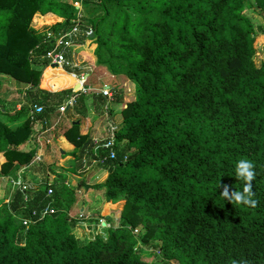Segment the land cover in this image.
I'll use <instances>...</instances> for the list:
<instances>
[{
  "label": "trees",
  "instance_id": "16d2710c",
  "mask_svg": "<svg viewBox=\"0 0 264 264\" xmlns=\"http://www.w3.org/2000/svg\"><path fill=\"white\" fill-rule=\"evenodd\" d=\"M74 2L87 16L78 42L90 37L97 64L135 85L115 157L99 150L107 178L94 186L106 202H123L119 223L78 241L69 212L80 184L48 196L46 176L27 199L16 190L0 204V264H264V63H254L245 14L254 6L264 14V0H0V75L39 90L34 59L53 44L32 19L52 13L70 29ZM30 134L0 122L2 176L30 163L32 152L16 151ZM241 158L255 165L254 208L220 196L223 186L242 189ZM46 207L54 212L41 218Z\"/></svg>",
  "mask_w": 264,
  "mask_h": 264
},
{
  "label": "crops",
  "instance_id": "0c3cea01",
  "mask_svg": "<svg viewBox=\"0 0 264 264\" xmlns=\"http://www.w3.org/2000/svg\"><path fill=\"white\" fill-rule=\"evenodd\" d=\"M75 3L79 4V7H75L81 14L80 3L74 2V5ZM63 22L64 19L52 13L35 14L31 27L38 35L46 37L48 33L56 34L60 30L70 31L73 28L65 30L62 28ZM79 34L82 35L80 28L73 36L76 39L74 42L78 45L76 49H72L70 55L66 54L72 42L64 49L66 64L55 65L44 56L35 57L41 73L39 90L18 83L11 77L0 75V122L11 130L30 128V136L19 144L16 151L33 153L29 164L19 165L9 176L4 177L0 174V196L5 198L4 202H8L15 191L20 190L25 193L27 199V194L31 195L45 186L46 176L49 177L46 187L51 190L64 186L76 190L80 184L75 191V203L69 212L71 218H73L71 213L76 207L80 212L81 221L76 222L74 228L80 227L84 222L98 224L99 215L94 214L98 202H95L93 197L103 189L94 186L100 184L105 172L99 164V150L104 149V145L111 139L109 122L118 126L121 122L120 110L135 97V85L132 81L124 76L112 75L106 67L97 64L94 55L95 45L90 54H85L87 48L83 44V38L78 42ZM73 57H76V61L72 60ZM81 77L84 79L82 82ZM130 86L132 95L127 92L130 91L128 89ZM106 89L110 90L112 99L102 96V90ZM121 89H125L123 96L120 92L116 93ZM79 94L83 95L81 96L83 101L77 104L76 98ZM71 99L74 103L68 105L66 111H58L59 106ZM109 100L110 104L120 106L117 122L112 115L113 112L106 111V116H102V112L104 114L105 112L101 111L100 106H104ZM34 105L42 106L44 111L34 113ZM124 142H121V147ZM69 159H76L75 164L63 165ZM5 162L6 157L0 153V171ZM53 181H57L54 187ZM95 191L97 195L94 196ZM78 195L80 198H77ZM43 210L44 208L41 211ZM85 212L88 214L85 215Z\"/></svg>",
  "mask_w": 264,
  "mask_h": 264
},
{
  "label": "rangeland",
  "instance_id": "374dc122",
  "mask_svg": "<svg viewBox=\"0 0 264 264\" xmlns=\"http://www.w3.org/2000/svg\"><path fill=\"white\" fill-rule=\"evenodd\" d=\"M75 6L79 7V4H76ZM81 9H82V7H81ZM245 14H246L247 17H249V19L251 20V22H252V24L254 26V29H255V35H256L255 36V41H254L255 55L253 57V60H254V63H255L256 66H260L261 63H264V54L262 53V46L264 44V35L260 33V27H264V14L256 6H254V8H252V9L246 10ZM86 17H87L86 14L81 12L80 20L83 19L85 21ZM89 30L90 29H88L86 31H89ZM90 35L91 34H89L88 36H90ZM89 38L83 36V39L85 40V41L83 40V44L87 48V51H86L85 54H87V55L90 54L92 48L95 45L94 42L91 39H89ZM77 46L78 45L75 42H72V45L66 50V54L70 55L71 54L70 52L72 51V49H76L75 47H77ZM95 47H96V45H95ZM88 57H86V59L89 60ZM72 60L76 61V57H73ZM99 85H101V83H99ZM112 86H114V85H112ZM111 89H113V87H111ZM128 89H130V91H128L127 88H126L127 92L131 94L132 86H130ZM124 91H125V89H121V90H117L116 93L119 94V92H120L121 96H123V94H125ZM79 96H83V95L79 94V95H77V98ZM100 107H101V111L105 112V114L102 112V114H103L102 116L105 117L106 114H107L106 111H110V113L113 112L112 115L116 118L115 119L116 122L118 121V115H119L120 106H118L115 103H111L110 104V100H109V101L104 103V106H100ZM75 162H76V159L75 160L69 159V160L65 161V163H63V165L75 164ZM54 167L57 168V169H60V168L56 167L55 165H54ZM61 170H63V169L61 168ZM70 173H72V172H70ZM101 175H102V173H101ZM103 175H104V177L101 178L100 183L107 178L108 171L105 170ZM70 178H72L71 175H70ZM95 195H97V191L94 192V196ZM75 198H76V195H75ZM77 198H80L79 195L77 196ZM93 198H94L95 202L96 201L98 202V206H96V208H97L96 212H94V214L96 216L99 215L98 216L99 217L98 218V222H97L98 224H93V223H90V222H87V223L84 222L83 224L80 225V227H77V228L73 229L72 233L74 234V236L77 238L78 241L93 240L96 235L105 236L104 229L118 226V223H119L118 219H119V215H120L119 210L122 208L123 202H118L116 204H112L110 202H106L103 190L99 191V194L97 196L93 197ZM95 199H97V200H95ZM4 200H5V198H2L0 196V204L3 203ZM84 214L87 215L88 212H85ZM71 215L73 216V218H77L78 221H81V219H80L81 216H80V212H79L78 207H76L75 210L72 211ZM111 215H113V216H111ZM133 233L135 235H139L137 230H134ZM149 254H150V252H148V253H146L144 255H145L146 258L148 257V259H149ZM150 260L158 261L159 258L158 257L157 258H152Z\"/></svg>",
  "mask_w": 264,
  "mask_h": 264
},
{
  "label": "built area",
  "instance_id": "2783aa9c",
  "mask_svg": "<svg viewBox=\"0 0 264 264\" xmlns=\"http://www.w3.org/2000/svg\"><path fill=\"white\" fill-rule=\"evenodd\" d=\"M76 4V3H75ZM81 14L78 12L76 20L74 21V26L70 31H59L56 34L53 33H48L46 35L47 40H52V44H53V48L51 50H49L44 57L48 60H50L53 64L55 65H64L66 64V59L64 56V49L67 48L73 39V36L78 32L79 28H80V20ZM86 35L91 34L92 32L86 31L85 32ZM81 82L84 81L83 77L80 78ZM103 97H108L109 99H112V95L110 90H102L101 92ZM74 103V101L71 99L69 100V102L62 104L61 106H59L58 111L60 112H64L66 111V108L68 107V105ZM34 113H42L44 111L42 106H37L34 105V109H33ZM109 128H110V134H111V139L109 141H107V143L104 145L105 148H110V154H109V158L113 159L115 157V152L112 150V148L115 145V138H114V132L116 130V126L114 125L113 122H109ZM52 194V190L48 189V195ZM54 211L50 208V207H46L43 211H41L40 213V217L43 218L46 214H52ZM35 213H32V215H34ZM29 223H32V219L31 217L27 220H25L23 222V224L25 226H27Z\"/></svg>",
  "mask_w": 264,
  "mask_h": 264
},
{
  "label": "clouds",
  "instance_id": "9594fccd",
  "mask_svg": "<svg viewBox=\"0 0 264 264\" xmlns=\"http://www.w3.org/2000/svg\"><path fill=\"white\" fill-rule=\"evenodd\" d=\"M235 177L243 182L241 190H230L228 186H223L220 196L231 204L256 207L258 201L254 199L252 191V181L256 177L255 165L248 159L241 158L235 164Z\"/></svg>",
  "mask_w": 264,
  "mask_h": 264
},
{
  "label": "water",
  "instance_id": "95a60500",
  "mask_svg": "<svg viewBox=\"0 0 264 264\" xmlns=\"http://www.w3.org/2000/svg\"><path fill=\"white\" fill-rule=\"evenodd\" d=\"M91 37L93 36V34L91 33V35H90Z\"/></svg>",
  "mask_w": 264,
  "mask_h": 264
}]
</instances>
